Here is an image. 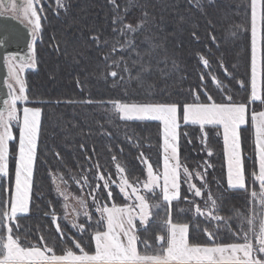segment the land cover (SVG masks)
Returning a JSON list of instances; mask_svg holds the SVG:
<instances>
[{
    "label": "trees",
    "instance_id": "16d2710c",
    "mask_svg": "<svg viewBox=\"0 0 264 264\" xmlns=\"http://www.w3.org/2000/svg\"><path fill=\"white\" fill-rule=\"evenodd\" d=\"M43 5L42 31L35 43L37 67L29 71L26 78L27 106L41 109V122L30 208L19 220L21 242L39 245L42 236L45 242L54 245L56 254H63L65 247L72 246L70 240L67 244L60 243L52 223L51 212L55 209L60 218L58 223L66 235L72 236L75 232L71 229V221L63 218L64 201L53 182L56 177L63 176L71 190L84 194L91 205L87 192L82 193L70 179V176L79 178L90 165L98 162L101 171L114 174L115 163H119L130 178L144 180L146 172L138 159L143 153L154 169H163L160 122L121 120L108 102L183 105L194 102L199 96L200 102L207 103L205 92L217 103L225 102V96L230 95L232 102L248 105V123L241 127L247 186L246 190L228 187L222 128L207 126L202 143L204 134L199 126H185L181 122V162L190 170L203 171L205 163L210 166L207 167L203 197H192L187 192V185L182 183V199L171 206L173 222L188 223L191 242L200 244L208 243L205 228L217 234V243L237 242L233 233L240 231L238 213L243 217L254 216L256 226H259L264 207L260 205L257 214L259 211L254 209L249 194L252 187L258 188L251 176L258 170L257 158H253L256 145L251 114L264 111V104L250 103V0H116L118 10L112 0H66L65 7L59 9L55 0H46ZM117 16L134 27L143 24V28L135 34L121 36L114 31L123 26L114 25ZM125 40L134 46L125 44L124 52L112 51L114 44H123ZM201 56L209 61L210 67L203 66ZM121 59L128 71H123V65L111 67L113 60ZM111 71H117L118 76L113 78L109 75ZM213 76L221 87L213 82ZM261 95H264V19L261 20ZM183 133L188 135L185 137ZM208 150L213 153L211 156ZM17 155V141H14L9 159L12 180H6L7 186L14 184ZM4 187L6 184L2 181L1 199L5 197ZM209 191L216 200V214L224 217L219 224L195 213V204L203 208ZM145 195L150 206L160 204L159 209L150 207L153 216L146 231L137 221L138 235L151 242L160 230L166 206L162 198L153 197L151 193ZM185 196L188 201L183 199ZM101 203L112 206V203L123 205L125 201L121 196H115L114 200H102ZM89 211L94 213V229L100 214L95 207L90 206ZM246 227L245 222V231ZM87 240L85 235L84 242ZM138 249L145 251L143 245ZM148 251L152 254L154 249Z\"/></svg>",
    "mask_w": 264,
    "mask_h": 264
},
{
    "label": "snow or ice",
    "instance_id": "6c2138e0",
    "mask_svg": "<svg viewBox=\"0 0 264 264\" xmlns=\"http://www.w3.org/2000/svg\"><path fill=\"white\" fill-rule=\"evenodd\" d=\"M112 3L118 10L116 0H112ZM56 4L58 9L64 7L61 0H56ZM12 6L17 14H22V21L31 26L32 43L29 44V55L19 57L18 62H16V55L5 57L9 77L13 82L7 83L9 98L3 101L4 107L0 108V179L12 180L9 169V144L15 139L12 130L14 123L19 126V143L18 155L15 157L14 184L3 188L5 197L0 199V264H264V215L259 219L257 230L254 216L243 217L238 213L240 231L233 233L237 242L231 243H217V234L208 231L207 228L203 231L208 243H192L189 235L190 225L173 222L172 219L171 206L174 201L182 199V183L187 185V192L192 197H203L207 186L205 179L207 167L210 166L205 163L203 171L190 170L181 162L179 157L181 122L185 126L198 125L199 130L204 134L202 143L206 137L204 130L207 126L222 127L224 145L228 155V187L246 190L247 181L241 158L239 129L246 123L248 105L232 102L230 95L225 96V102L217 103L207 92H205L207 103L200 102L199 96L195 97L194 102L183 105L179 103H128L119 100L108 102L121 120L160 122L163 132V171L160 172L158 167L154 169L153 164L143 153L138 159L144 165L143 171L146 172L144 180H140L139 177L130 178L125 167L115 163V156L112 157L116 169L114 174L101 171L100 164L96 162L82 172L79 178L70 176L80 191L87 192L91 199V205H89L83 196L75 197L80 211L75 208L72 210L71 229L75 230L72 236L66 235L61 229L58 223L60 218L56 215L55 209L51 212L52 223L59 234L60 243L67 244L70 240L72 246L65 247L63 254H56L54 245H49L42 236L39 245H25L21 242L19 220L22 214L29 212L30 208L41 109L25 106L22 109L21 118L18 105H26L29 103V98L25 82L20 74L26 68L35 66L33 45L42 31L41 20L45 6L41 0H22L19 5L13 3ZM250 6L252 34L250 103L254 104L259 101L264 104V95L258 93L257 90V25L258 9L262 7V0H250ZM260 19H264V11L261 12ZM113 23L123 25L122 28H115L114 31L125 37L143 28V24L134 27L124 23L119 16L113 20ZM93 40H98V37H93ZM3 42L0 40V44ZM125 44L129 47L134 46L131 41L125 40L123 44L119 42L114 44L112 51L124 52ZM199 59L205 68L210 67L206 58L201 56ZM121 65H123V71H128L123 59L113 60L111 67L116 68ZM225 72H227L226 69ZM109 75L115 78L118 72L111 71ZM203 78L202 75L201 80ZM212 80L218 87H221L214 76ZM14 85H18V88ZM251 121L255 128L258 152V170H254L251 176L254 183L258 182L261 190L259 202L264 207V111H253ZM183 135L186 137L188 134L183 133ZM81 147L83 148V145ZM212 154L211 150H208V155ZM56 155L59 156V153ZM86 159L91 160V157H86ZM93 168H95L94 173ZM59 179L67 186L68 181L63 176ZM53 182L56 183L55 179ZM142 191L151 193L153 197L162 198L166 206L165 218L160 221V230L151 242L140 238L137 221L146 231L150 218L153 216L150 207L159 209L160 204L150 206L147 196L142 194ZM57 192L65 201L68 200L66 191H62L59 185H57ZM115 196H121L125 203L123 205L112 203L111 207L107 203H101L102 200L112 201ZM251 196L255 198L257 193L253 191ZM183 199L188 201L187 196ZM129 201L131 203H128ZM90 206L95 207L100 214L94 229L92 224L94 213L89 211ZM64 207L63 218L68 220V204L65 203ZM195 213L209 222L216 221L219 224L224 221V217L216 214V200L210 191L203 208L195 204ZM81 217H83L82 222ZM245 222L248 225L247 231L244 230ZM89 229L92 231L90 232ZM85 235L88 236L86 243L84 242ZM77 236L79 239L76 238ZM253 238L255 243H253ZM139 245H143L145 251L139 250ZM149 249H154L152 254L149 253Z\"/></svg>",
    "mask_w": 264,
    "mask_h": 264
},
{
    "label": "water",
    "instance_id": "95a60500",
    "mask_svg": "<svg viewBox=\"0 0 264 264\" xmlns=\"http://www.w3.org/2000/svg\"><path fill=\"white\" fill-rule=\"evenodd\" d=\"M0 40L4 41L0 44V108H3V101L9 98L7 83L10 79L5 57L16 55L18 61L19 57L29 55V44L32 43L31 26L0 11Z\"/></svg>",
    "mask_w": 264,
    "mask_h": 264
},
{
    "label": "rangeland",
    "instance_id": "374dc122",
    "mask_svg": "<svg viewBox=\"0 0 264 264\" xmlns=\"http://www.w3.org/2000/svg\"><path fill=\"white\" fill-rule=\"evenodd\" d=\"M46 0H41V3L43 4L44 2H45ZM56 1V0H55ZM61 3L64 5V7H65V4H66V0H61ZM0 5H2V2H1V0H0ZM63 8V7H62ZM260 14H261V8H259L258 9V25H257V28H258V33H257V49H258V52H257V90H258V93H260L261 94V20L262 19H260ZM20 16L22 17V14H20ZM42 18H43V14H42ZM41 24H42V20H41ZM41 34V33H40ZM40 37V36H39ZM39 37H38V39H39ZM37 39V40H38ZM36 40V41H37ZM36 43V42H35ZM35 43H34V54H35ZM16 62H18V61H16ZM36 61H35V66L33 67V68H26L25 69V71L24 72H22L20 75H21V77H22V79L24 80V82H25V87H26V92H27V81H26V78H27V73L29 72V71H31V70H35L36 69ZM8 82H13V81H11V79H9V81ZM15 87H17L18 88V85H14ZM25 106H27V104L26 105H24V104H20V105H18V108H20V115H21V118H22V109H23V107H25ZM27 107H31V106H27ZM248 123V112H247V116H246V123L244 124V125H246ZM244 125H241V127L242 126H244ZM252 125H253V123H252ZM241 127H240V129H239V136H240V145H241V158H242V164H243V168H244V155H243V150H242V141H241ZM253 127H254V125H253ZM18 128H19V126L17 125V124H13L12 125V130H13V134H14V137H15V139H14V141H17V148H18V143H19V131H18ZM222 128V127H221ZM222 132H223V129H222ZM162 137H163V132H162ZM254 137H255V145H256V133H255V128H254ZM14 141H12V142H14ZM12 142H10V144H9V148H10V153H11V143ZM38 143V142H37ZM37 151V150H36ZM10 153H9V159H10ZM37 153V152H36ZM226 157H227V170H228V155H227V152H226ZM257 158V164H258V152H257V150L255 149V154H253V158ZM36 159V158H35ZM34 164H35V161H34ZM33 170H34V165H33ZM163 171V169L160 171V172H162ZM32 179H33V177H32ZM7 178H5V180L4 179H0V188H1V185H2V181H5V184H6V186H7ZM56 190H57V185H59L60 186V189L62 190V191H66V194L68 195V200L67 201H65L64 199H63V197H61L62 199H63V201H64V205H65V203H67L68 204V213H69V216H68V219L71 221L72 220V218H73V208H75L77 211H80V209H79V205L76 203V200H75V197H80V196H83V198L84 199H86L87 200V198H86V196L84 195V194H78V193H75L73 190H71V188H70V186H69V184H67V186H65L63 183H62V181L59 179V177H56ZM255 184H257V187L258 188H255V187H252L251 188V191L249 192V194L251 195V193L253 192V191H255L256 193H257V196L255 197V198H251V200H253L254 201V209L256 210V211H259V209H260V202H259V194H260V188H259V185H258V182H255ZM142 194H145V192H143L142 191ZM0 195H1V193H0ZM0 199H1V196H0ZM128 203H131V201H129ZM251 204H252V202H251ZM150 205V204H149ZM109 207H111V206H109ZM258 213H260V211L259 212H257V214ZM261 213H262V215H264V208H263V210L261 211ZM257 227V230H258V228H259V226H256ZM246 231H247V227H246Z\"/></svg>",
    "mask_w": 264,
    "mask_h": 264
},
{
    "label": "flooded vegetation",
    "instance_id": "af4514ba",
    "mask_svg": "<svg viewBox=\"0 0 264 264\" xmlns=\"http://www.w3.org/2000/svg\"><path fill=\"white\" fill-rule=\"evenodd\" d=\"M1 2H2V5H0V11H2L3 13L9 14V15L15 16L22 20V17L20 16V14H17V12L14 11L13 6H12L13 3H15L16 5H19L20 3H22V0H1Z\"/></svg>",
    "mask_w": 264,
    "mask_h": 264
},
{
    "label": "crops",
    "instance_id": "0c3cea01",
    "mask_svg": "<svg viewBox=\"0 0 264 264\" xmlns=\"http://www.w3.org/2000/svg\"><path fill=\"white\" fill-rule=\"evenodd\" d=\"M227 172H228V170H227Z\"/></svg>",
    "mask_w": 264,
    "mask_h": 264
}]
</instances>
